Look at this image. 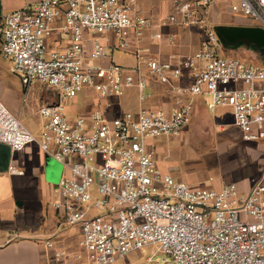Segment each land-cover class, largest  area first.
<instances>
[{
  "label": "built area",
  "instance_id": "1",
  "mask_svg": "<svg viewBox=\"0 0 264 264\" xmlns=\"http://www.w3.org/2000/svg\"><path fill=\"white\" fill-rule=\"evenodd\" d=\"M215 3L264 29V0H173L150 38L174 46V34L161 27L197 26L204 30L199 47L168 60H143L135 47L133 66L115 62L113 52L128 51L154 26L131 14L135 0H38L0 18L1 56L23 87L40 82L57 94L56 102L38 108V138L0 101V142L14 150L37 142L62 167L52 207L64 224L79 228L80 249L46 241L54 249L50 264H113L147 245H156L153 254L164 253L167 264H264V154L241 193L234 182L214 188L175 180L157 166L150 143L178 134L191 120L195 98L207 96L209 110L230 107L242 138L264 145V63L224 53L214 28L199 18V9ZM54 34L64 46L48 45ZM184 71L189 82H175ZM149 80L166 87L169 111L108 116L96 108L67 116L81 90L98 105L134 88L143 102L150 98Z\"/></svg>",
  "mask_w": 264,
  "mask_h": 264
},
{
  "label": "crops",
  "instance_id": "2",
  "mask_svg": "<svg viewBox=\"0 0 264 264\" xmlns=\"http://www.w3.org/2000/svg\"><path fill=\"white\" fill-rule=\"evenodd\" d=\"M37 1L0 0V18L24 6H33ZM169 1L135 0L131 14L145 17L154 26L147 28L143 37L137 43L133 42L130 49L126 51L131 58L130 63H119L114 60L115 62L125 66L135 65L137 60L131 52L135 47L140 49L143 60L150 57L168 60L172 55H188L197 50L202 33L194 28L161 27L163 32L174 34L176 41L174 46L157 43L150 38L152 33L159 28L157 22L160 17L171 11ZM221 4L215 3L210 7H225ZM214 17L222 18L217 13L214 14ZM49 40V46L65 45V40H59V36L56 34L53 35V40L51 38ZM11 66V62L5 60L0 51V101L38 138L41 124L38 108L44 103L56 102L57 94L54 90H50L47 95H37V93L25 89L18 76L12 72ZM175 82L187 84L189 82L187 72L184 71L182 78ZM146 91L150 93V98L143 102L137 100L136 90L130 88L120 97L102 100L97 105L89 91L81 90L76 93L72 104L67 107V114H70L68 111L71 112L73 118L77 115H86L96 108L104 111L108 116L124 111H136L140 108L166 112L171 109L173 98L167 93L164 85L149 80ZM81 92L90 96L91 99L80 106L78 102L81 99ZM206 100L207 96L195 98L192 117L188 125L194 121H200L199 119L203 116L211 119L221 132L226 131L227 127L236 129L233 126V119L231 120L232 110L230 107H228L229 121L226 123L221 120L220 113L217 116L209 114L216 108L209 110L206 107ZM239 134L241 135L240 132ZM159 137L152 139L150 143L154 145L155 140ZM247 142H251L252 145L243 146L247 149L243 148V156L246 159L243 166H234L227 171L224 170L221 181L220 179L212 180L210 186L218 188L222 182L227 181L236 183L241 193L247 191L250 179L259 173L260 157L264 154L262 142ZM160 151H162V147L156 146L155 152ZM154 160L160 167V161L157 158ZM11 167L16 172H11ZM162 170L171 175L169 171ZM52 177V163L42 152L37 142H31L19 150H14L9 145L0 142V264L53 263L51 257L54 249L49 247L46 241L56 245V248L68 252L80 249L79 228L64 224L61 221L60 213L52 207V203L59 198ZM179 181L186 182L185 180Z\"/></svg>",
  "mask_w": 264,
  "mask_h": 264
},
{
  "label": "rangeland",
  "instance_id": "3",
  "mask_svg": "<svg viewBox=\"0 0 264 264\" xmlns=\"http://www.w3.org/2000/svg\"><path fill=\"white\" fill-rule=\"evenodd\" d=\"M179 1L183 2L185 0ZM169 2V7L172 10L173 0ZM215 13L218 16H222V18L216 19L214 17ZM199 18L203 22L208 23L210 27L216 25H253L257 23L248 16L229 13L226 7H205L199 9ZM189 27L200 31L203 37V29L197 26ZM223 51L227 56L235 57L249 64L258 65L264 63V46L255 45L250 40H242L230 48L224 45ZM113 60L119 63L131 62L128 53L120 49L113 52ZM27 89L37 93V95H47L48 91H53V89L47 88L40 82H36ZM80 96L81 99L78 102L80 106L91 99L90 96H86L84 93ZM228 109L227 106L216 107L215 111L209 112V114L217 116L220 113L221 120L227 123L229 121ZM68 113L70 114H67V116L72 118V113L69 111ZM199 120L184 127L176 135L158 136L159 138L155 140L156 143L153 145V158H157L160 161L159 168L169 171L175 180H185L188 184L207 186L210 185L212 180L220 179L221 181L224 170L227 171L234 166L242 167L243 162L246 160L243 156V150L246 147L243 146L246 144L249 146L252 143L243 140L236 129L227 127L226 131L221 132L211 119L202 116ZM156 146L162 147V151L155 152ZM262 156L260 157V165L263 160ZM155 250L156 245H147L123 258L116 259L113 264H167L162 260L165 254L162 252L153 254ZM150 256L151 262L147 263L146 259Z\"/></svg>",
  "mask_w": 264,
  "mask_h": 264
},
{
  "label": "water",
  "instance_id": "4",
  "mask_svg": "<svg viewBox=\"0 0 264 264\" xmlns=\"http://www.w3.org/2000/svg\"><path fill=\"white\" fill-rule=\"evenodd\" d=\"M214 31L221 41L222 45L232 47L242 40H250L255 45L264 46V29L254 25H216ZM52 163L53 177L52 180L56 184L60 178L61 165L54 160L48 158Z\"/></svg>",
  "mask_w": 264,
  "mask_h": 264
}]
</instances>
